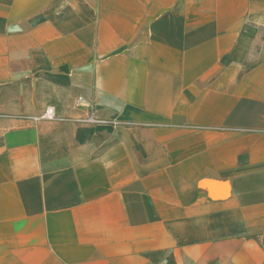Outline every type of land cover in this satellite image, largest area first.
<instances>
[{
	"label": "crops",
	"instance_id": "obj_1",
	"mask_svg": "<svg viewBox=\"0 0 264 264\" xmlns=\"http://www.w3.org/2000/svg\"><path fill=\"white\" fill-rule=\"evenodd\" d=\"M0 264H264V0H0Z\"/></svg>",
	"mask_w": 264,
	"mask_h": 264
},
{
	"label": "built area",
	"instance_id": "obj_2",
	"mask_svg": "<svg viewBox=\"0 0 264 264\" xmlns=\"http://www.w3.org/2000/svg\"><path fill=\"white\" fill-rule=\"evenodd\" d=\"M46 118L47 119H53L54 118V110L52 108L47 111Z\"/></svg>",
	"mask_w": 264,
	"mask_h": 264
}]
</instances>
